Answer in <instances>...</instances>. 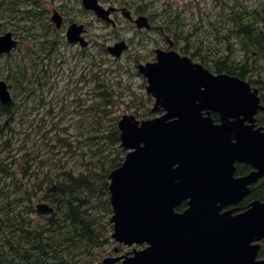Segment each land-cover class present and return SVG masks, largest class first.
Here are the masks:
<instances>
[{
  "label": "water",
  "instance_id": "water-1",
  "mask_svg": "<svg viewBox=\"0 0 264 264\" xmlns=\"http://www.w3.org/2000/svg\"><path fill=\"white\" fill-rule=\"evenodd\" d=\"M84 2L107 17L109 11L96 0ZM55 19L60 26V18ZM137 23L143 26L146 19L139 17ZM82 29L72 25L68 38L85 46ZM17 44L12 32L1 35L0 53ZM125 48L121 42L109 51L120 56ZM158 58L139 68L148 77V93L167 113L143 121L125 114L119 120L121 146L129 151L109 175L113 237L148 247L97 264L121 259L123 264H264L256 260L262 243L253 244L264 239V202L256 200L238 214H233L236 208L222 212L240 203L249 185L264 176V127L255 129V115L264 107L258 89L239 77L214 75L175 51H160ZM0 101H12L2 79ZM208 108L219 114L220 123L209 112L204 117L202 110ZM236 162L255 169L236 176ZM185 201L186 208L177 211ZM38 209L50 210L45 204Z\"/></svg>",
  "mask_w": 264,
  "mask_h": 264
},
{
  "label": "trees",
  "instance_id": "trees-1",
  "mask_svg": "<svg viewBox=\"0 0 264 264\" xmlns=\"http://www.w3.org/2000/svg\"><path fill=\"white\" fill-rule=\"evenodd\" d=\"M230 2L226 0L222 9L217 7L215 25L216 37H223L229 45L223 49L211 41L200 40L199 49L203 43H207L209 50H220L217 51L222 54L211 61L215 72L246 78L248 73L259 68V61L264 60V0L261 5L254 7L240 0ZM193 7L188 11L179 10V15L194 13ZM201 15H206L210 20L212 12L204 11ZM176 19L177 15L174 16ZM204 25L206 21L199 19L195 32H208ZM226 25H230L229 29L222 33L221 28L226 31ZM4 27L1 21L0 33L5 30ZM29 33L30 30L27 35ZM180 35H183V31ZM234 38H237L236 43H233ZM237 52L239 56H236ZM13 55L6 56L10 57L6 64L10 73L7 79L13 75L14 82L23 91L22 95L35 99L37 115L40 116L42 112L45 116L30 121L33 133H26L21 128L25 124L22 118L26 110L21 109L15 99L8 105L0 104V263L76 264L82 257L93 263L105 251V245L111 242L110 237L106 236L109 225L107 216L112 212L107 177L114 168L121 165L126 154L119 145L118 128L114 123H109L113 92L106 86L95 88V91L89 89L84 94L85 98L81 96L83 94L73 95L71 100L68 98L70 107L63 105V102L60 107L58 102L63 98L55 101L59 99V94L49 98L51 103H48L50 101L47 96L33 95L39 83V78L34 80L29 74L34 71H30L33 65L26 59L23 62L17 61ZM191 55L210 65L203 51L197 50ZM236 57L240 59L236 60ZM11 61L18 63L17 66H13ZM251 82L259 87L262 94L264 79ZM9 83L11 88L13 82L9 80ZM78 90L75 92L79 93ZM70 108L78 114V122L69 126L67 132L53 134V119L57 118V113L64 109L69 111ZM260 119L264 123V111ZM20 130L25 135L21 137L27 140L16 138V131L19 136ZM83 141L89 145L88 154L80 144ZM64 150L60 157L59 152ZM68 150L70 153L65 155ZM66 157L76 158L79 163L75 165L76 161L70 163L68 159L63 160ZM105 160L110 165L106 167V163H103L101 171L100 162ZM249 169L241 165L238 173L248 172ZM263 190L260 185L256 186L241 206L246 207L253 199H264ZM102 193L106 197L99 208L94 201ZM39 203L49 204L53 208L52 212L38 211L36 206ZM185 207L183 203L178 210H184ZM100 248L101 251H96Z\"/></svg>",
  "mask_w": 264,
  "mask_h": 264
},
{
  "label": "rangeland",
  "instance_id": "rangeland-1",
  "mask_svg": "<svg viewBox=\"0 0 264 264\" xmlns=\"http://www.w3.org/2000/svg\"><path fill=\"white\" fill-rule=\"evenodd\" d=\"M106 4H110V0H104ZM120 1H139L141 3H146L150 5V12L154 10H162L167 6H171L176 10H181L185 6L190 3H195L193 7V12H189L186 15L180 16L179 20H176L178 24L182 26L183 35L179 38V43L177 44L178 49L181 53L192 54L194 51H203L209 60V64H205L208 68H211L213 71L214 64L211 62L215 59V57H219V51L215 48L213 50H209L207 43H203V47L199 49L200 40H204L205 42L211 41L212 44L215 43L219 47L226 49V45H229L223 37L217 38V32L215 30L216 23V14L218 10V6L222 9V4L226 2V0H120ZM230 3H235L238 0H230ZM262 0H240L249 7L259 6L261 5ZM4 5L0 6V16L2 17V24H4L5 30L0 33L4 34L7 31H12L14 34L20 38L21 44L15 50L14 55L12 57H17V61L21 62L24 59L30 61V65H33V69L29 72L32 79L39 78L38 88L34 92L33 95L41 97L42 95L47 96L48 99L52 98L56 94H59V99L55 100L59 105L63 102V105L70 107V103L67 101L72 99L73 95H81L83 98L84 95L89 89L95 88L101 89L103 86H106L112 93L111 104L109 106L110 114H109V123H114L117 127L118 120L124 114H134L139 120L153 118L155 116L160 115L162 112L156 111L152 112V107L154 105V98L147 94L146 92V79L143 75H141L136 65L139 62H144L153 56L152 54V43L146 41L140 34L133 31L128 23L124 21V16L122 15L121 21L122 26L119 30L115 31L114 28L107 24L105 21L100 20L96 17L93 12H81L79 10L69 11L68 16L66 17L67 25H69L68 19L79 18L80 22L86 23L88 34L87 39L93 40L94 45L90 49L87 50L82 48L79 45L69 44L66 39L65 29H56L54 30L51 26L54 24L47 18H41V16H37L33 13L32 10H28L31 8V2H20L18 6H15V2L12 0H0ZM60 2V0H58ZM9 4L11 6L6 5ZM181 6L178 8L176 5ZM190 6V5H189ZM80 8V7H79ZM178 8V9H177ZM67 12V9H65ZM204 11H211L212 16L206 17V15H201ZM5 16V19H4ZM164 17V15H163ZM167 18V17H165ZM42 19V20H41ZM47 19V20H46ZM199 19L206 21L207 31H196V26L198 24ZM209 20V22H208ZM227 20V19H226ZM50 24V25H48ZM228 28L224 31L221 28L222 33H226L229 29L230 25H226ZM51 27V28H49ZM30 30V35H27V31ZM63 33V34H62ZM63 37L62 39H58V37ZM124 40L128 44V50L125 52L123 57L117 58L114 55L110 54L106 46L112 45L116 41ZM237 38L233 39V43H236ZM91 43V41H90ZM238 45V44H237ZM186 48V50H184ZM236 56H239V52H237ZM96 57V58H95ZM194 57V56H193ZM10 57L1 56L0 55V79H5L8 84L9 80L12 83L11 91L13 94V99L18 103L22 108L26 110L25 117L22 118V123H25L21 126L22 131L26 133H33L31 129V122L35 121L41 116H45V113H40V116L37 115V107H35V99L27 98L23 94L22 89L14 82L15 79L13 75H11L10 79H7L10 73H8V69L6 67L7 62ZM195 60H199L198 58H194ZM240 57H236V60H239ZM13 66H17L18 63L11 61ZM80 64H88V69L79 75H76L75 72L83 71L82 68L75 69L76 67H80ZM80 65V66H79ZM91 66V67H90ZM93 67V68H92ZM258 69L253 73H248L246 75V79L252 81L254 79H264V60H260L258 64ZM75 69V72L73 71ZM87 71V72H86ZM81 79L80 75L84 74ZM101 87H98V86ZM253 86H256L253 83ZM78 87V88H77ZM258 87V86H256ZM80 88V90H78ZM80 91L76 93L75 90ZM262 94H264V90H262ZM50 101V99H49ZM48 103H51L48 102ZM62 107V105H60ZM24 114V111L21 115ZM21 120V119H20ZM79 120L78 114L74 112L73 108L64 109L60 113H57V118L53 119L54 126L51 129V132L55 134L56 132H67L68 127L75 125ZM37 128V127H36ZM71 128V127H70ZM69 128V129H70ZM21 132V130L19 131ZM18 131H16V138L23 140L25 135L21 132L19 136L17 135ZM24 135V136H23ZM23 136V137H21ZM33 137V135H32ZM38 142V141H37ZM87 150V154L89 153V145L87 146V142L83 141L80 143ZM120 145V143H119ZM2 145H0V150ZM58 151L59 149H55ZM64 151L59 152V156L62 157ZM70 151L68 150L65 155H68ZM116 153V152H115ZM86 154V155H87ZM82 155V153H81ZM76 157V156H75ZM116 157V154H115ZM68 159L70 163L76 161L75 165L79 163V161L74 159H70L68 157L63 160ZM106 163V167L108 161L100 162L102 170V164ZM109 175V174H108ZM107 177V182L109 181ZM106 195L102 193V196L96 199L95 204L97 207L100 206L101 202L104 200ZM100 208V207H99ZM111 216L110 214L107 216V220ZM108 232L106 236L111 235L113 226L109 223ZM118 246L114 240H111L110 243L106 244L102 251V255L97 259L101 260L106 256L111 255L114 249ZM120 253H126L132 250L129 246H122V248L118 249ZM101 251V248L96 250ZM100 254V253H99ZM98 254V255H99ZM76 257L75 259H78ZM95 260V262L97 261ZM2 264V263H0ZM76 264H92L88 262L86 257H82L78 259Z\"/></svg>",
  "mask_w": 264,
  "mask_h": 264
},
{
  "label": "flooded vegetation",
  "instance_id": "flooded-vegetation-1",
  "mask_svg": "<svg viewBox=\"0 0 264 264\" xmlns=\"http://www.w3.org/2000/svg\"><path fill=\"white\" fill-rule=\"evenodd\" d=\"M24 1L28 3L31 2L32 9L28 8V10H32L33 13H35L37 16H41V18L44 19L47 16V18L51 21L52 24H55L53 22V15L55 14V12H58L60 16L63 17V26L60 29H65L66 27L68 28L69 25H71L74 22L79 24H84L83 22H80L78 20L79 18L77 17L73 19H68L69 25H67L66 17L68 16L69 11L79 10L81 12L83 11L84 13L93 12L92 10L88 11L87 9L84 8L83 0H60V2H58V0H24ZM96 2L101 7L109 11L106 18L108 20H106L105 22L111 25L115 31L119 30V28L122 26V21L120 17L123 15L124 21H126V23L130 25L133 31L140 34L143 38L146 39V41L152 43L153 56L145 60L144 62H139V63L146 64V63L156 62L158 59L157 58L158 50H165V51L171 49H174L176 51L179 50L177 44L179 43L178 40L182 35H180V33L178 32V29L181 26H179L178 23L175 22L180 14L179 10H176L173 7L166 5V7L162 10H154L153 12H150L151 11L150 5L146 3H141L139 1L122 2L120 0H110L109 2L110 4H106L104 0H96ZM177 6L178 4L176 5V7ZM65 9H67V12ZM127 14H130V16H128ZM173 14L177 15L176 20H174L175 15L172 17ZM139 17H145L147 19L148 24H146L143 27H139L136 22L137 18ZM87 34L88 31L86 33V36ZM89 40L91 41L90 45L92 47L94 45L93 40H91L90 38ZM120 41H124V40H120ZM120 41H116L112 45L119 43ZM90 45L87 47V50L91 48ZM125 52L123 53V55L125 54ZM159 110L165 111L162 108H160Z\"/></svg>",
  "mask_w": 264,
  "mask_h": 264
}]
</instances>
